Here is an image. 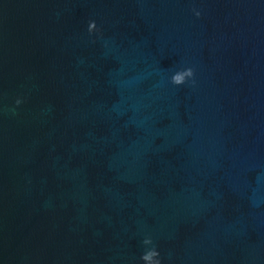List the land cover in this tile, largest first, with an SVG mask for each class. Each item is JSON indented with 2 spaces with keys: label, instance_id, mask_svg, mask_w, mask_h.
Instances as JSON below:
<instances>
[{
  "label": "water",
  "instance_id": "1",
  "mask_svg": "<svg viewBox=\"0 0 264 264\" xmlns=\"http://www.w3.org/2000/svg\"><path fill=\"white\" fill-rule=\"evenodd\" d=\"M148 237L264 264V0H0V264H143Z\"/></svg>",
  "mask_w": 264,
  "mask_h": 264
},
{
  "label": "clouds",
  "instance_id": "2",
  "mask_svg": "<svg viewBox=\"0 0 264 264\" xmlns=\"http://www.w3.org/2000/svg\"><path fill=\"white\" fill-rule=\"evenodd\" d=\"M194 15L196 18H200L201 12L197 11L196 9H193ZM88 33L89 35H93L95 33H100V29L97 28V25L94 21L89 22L88 26ZM102 38V37H101ZM94 42V41H93ZM195 72L192 68H187L184 70L177 71L174 75L171 77V84L180 87L183 86L189 82L192 83V85H195ZM23 101L21 99H16L15 105L16 107H19ZM14 111V109H13ZM143 244L146 246L145 253L141 256V260L143 261V264H161L160 259V253L156 249V246L153 244V241L150 237L145 238L143 240ZM150 246V247H148Z\"/></svg>",
  "mask_w": 264,
  "mask_h": 264
}]
</instances>
